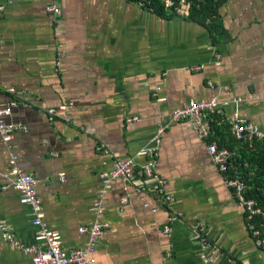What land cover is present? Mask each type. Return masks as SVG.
<instances>
[{
	"label": "crops",
	"instance_id": "0c3cea01",
	"mask_svg": "<svg viewBox=\"0 0 264 264\" xmlns=\"http://www.w3.org/2000/svg\"><path fill=\"white\" fill-rule=\"evenodd\" d=\"M52 4L61 15L47 11ZM0 6V104L16 101L7 121L28 130L16 133L11 145L0 136V223L17 240L37 244V230L18 192L3 190L14 179L12 157L34 176L44 220L72 252L83 247L87 238L79 230L94 219L90 208L99 173L111 168L98 148L114 159L136 157L158 124H167L156 163L173 202L162 208L151 196L150 181L146 190L127 191L115 181L101 216L109 229L91 264H205L189 230L194 223H202L219 246L217 264H264L244 208L207 151L213 141L230 148L234 158L244 155L245 144L229 133L235 112L264 132V0H223L194 18L159 15L129 0H0ZM249 94L254 99L240 107L218 108L211 141L188 121L169 124L174 110L191 101ZM170 212L181 220L170 222ZM168 225L170 238L162 234ZM0 264L31 263L0 236Z\"/></svg>",
	"mask_w": 264,
	"mask_h": 264
},
{
	"label": "built area",
	"instance_id": "2783aa9c",
	"mask_svg": "<svg viewBox=\"0 0 264 264\" xmlns=\"http://www.w3.org/2000/svg\"><path fill=\"white\" fill-rule=\"evenodd\" d=\"M138 7L154 12V7H159L163 11L164 16L175 13L179 16L189 17L190 10L193 6L199 7L206 2L213 4L221 3L223 0H129ZM12 2H10L11 4ZM5 8L0 6V10ZM49 13L61 15L62 11L57 5H50L47 8ZM63 52H60L56 59V66L62 64ZM212 88H215L210 83ZM14 93L13 89L9 90ZM254 99L252 94L246 97L235 98L232 101L220 102L217 96L210 101H191L183 107L177 108L170 115V123L180 121H188L194 132L199 134L201 139L211 141V123L212 118L220 106L234 104L240 107L242 103ZM257 99V98H256ZM17 106L16 101H12L8 105L0 104V136L6 145H11L16 133H28L24 125L11 123L7 121V117L12 114V110ZM56 109L48 110L50 115L56 114ZM136 117L127 121H136ZM230 136L240 143L264 142V132L252 123L249 119L242 117L235 112L229 119ZM167 124H158L156 135L151 139L149 144L137 154L136 157L126 159H114L108 149L98 148L99 151L111 160V168L108 171L100 172V189L96 193V197L91 205L93 221L87 228H81L80 234L86 236V242L79 250L66 252L63 249L62 242L57 232L51 230L48 223L44 220L43 201L36 191V180L31 173L25 172L18 168L17 157H12L10 165L12 167L11 175L14 177L12 183L3 186V190L7 191L14 188L19 194V202L29 208L31 216V225L37 230L35 234V243L24 245L14 236L13 230L6 225L0 223V236L4 242L9 244L15 251L20 252L30 260L31 264H91V257L96 253L97 246L103 238L105 232L109 229L108 223L101 220L104 212L105 196L107 195L111 185L115 181L122 183L123 188L127 191L130 187L137 190H146L147 182H151V196L160 201L162 208H168L173 202V197L167 193V181L163 179L157 172V163L161 138ZM208 154L217 167L220 174L224 175V186L229 190L233 199L240 204L245 210V220L247 228L257 247L264 251V205L260 204L256 199L249 197V186L243 174L237 172L232 166L234 153L227 148H220L213 141L208 144ZM136 158H145V164H137ZM61 174V179H64ZM127 199L122 201L125 205ZM145 204V207H148ZM123 207H121L122 209ZM157 208H152L154 214ZM181 214L170 212L169 221L181 220ZM192 240L199 247L198 259L201 263L217 264L220 258L219 246L215 244L208 236L207 229L202 223H194L189 226ZM162 234L167 238L171 236L170 225L163 228Z\"/></svg>",
	"mask_w": 264,
	"mask_h": 264
},
{
	"label": "trees",
	"instance_id": "16d2710c",
	"mask_svg": "<svg viewBox=\"0 0 264 264\" xmlns=\"http://www.w3.org/2000/svg\"><path fill=\"white\" fill-rule=\"evenodd\" d=\"M214 9H216V7H214L213 3L206 2L199 7L193 6L189 16L191 18L195 16L200 17L204 11L213 12ZM153 10L154 13L163 15L161 8L154 7ZM212 125L213 123H211V128ZM232 141L236 142L234 139H232ZM244 147H246L243 153L244 155H242V157L235 155V158L232 160V166L246 178L249 186V197L256 199L260 204L264 205V157L260 158L259 156V152L264 151V142H254L252 144L245 143ZM227 149L231 150L230 148Z\"/></svg>",
	"mask_w": 264,
	"mask_h": 264
}]
</instances>
